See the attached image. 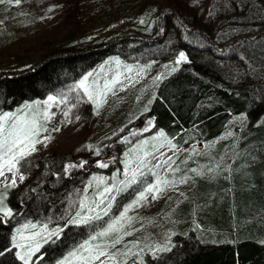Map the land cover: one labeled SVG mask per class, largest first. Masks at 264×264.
<instances>
[{
	"label": "trees",
	"instance_id": "1",
	"mask_svg": "<svg viewBox=\"0 0 264 264\" xmlns=\"http://www.w3.org/2000/svg\"><path fill=\"white\" fill-rule=\"evenodd\" d=\"M237 4L239 0H218L213 3L211 9L215 7V13L210 16L209 11L202 13L179 2L170 11L162 10L158 28L163 31L156 35L130 29L84 41L90 34L89 29H103L108 21L125 17L127 12L134 16L138 8L144 15L151 14L157 6L152 0H104L105 10L101 2L83 13L74 9L76 27L58 44L44 46V53L29 64L0 66L2 113L51 94L58 95L83 74L104 62H111L114 56L144 63L170 59L166 64H171L176 53L186 52L190 63L182 64L177 72L157 85L153 80L165 72V63L151 62L153 74L143 83L140 94L143 98L132 97L128 104L123 102L112 112L109 127L99 119V124L108 127L106 130L116 129L118 124L132 119L123 131L120 129L103 141V152L123 149L126 144L121 138L128 134L133 144L145 139L140 138L141 135L133 137L131 132L142 133L141 129L153 120L155 133L163 130L179 146L197 141L212 145L211 149L205 147L195 153L185 150L179 159L172 157L181 169L175 178L194 177L188 171L191 168L221 164L222 170L214 178L194 177V183L178 185L183 195L173 196L168 189L169 197L157 204V210L156 206L153 209L158 217L155 230L159 236L163 235L156 244L170 239L175 245L171 252L164 253L159 260L149 256L146 246L154 245L151 236H155L149 230V237L140 232L131 240L128 238L127 242H139L136 251L144 249L140 258L142 264H264V119H261L264 117V71L261 70L264 69V48L260 47L264 44L260 39L264 37V21L259 9L254 7V4L264 5V0H254V4L249 0L247 5L240 7ZM113 7L114 13H111ZM236 28L245 31L240 34L230 31ZM7 38L10 37L1 32L0 44ZM253 38L258 41L256 46L237 47L239 42ZM201 43L204 47L199 46ZM241 55L250 60L242 61ZM250 64L255 66L254 71H250ZM238 70L239 76H236ZM104 106L96 110V105L91 103L88 109L103 116L109 113ZM240 114L246 116L245 122H237L235 131L225 137L230 120ZM253 119L257 120L251 122ZM153 136L147 134L146 138L151 142ZM69 163L79 164L67 152L52 151L43 157H34L33 164L45 172L43 180L35 188L11 195L14 212L6 222L0 223V249L10 246L14 227L22 220L53 218L63 231L59 239L52 237L44 243L33 261L35 264H59L70 251L110 223L104 220L97 225L66 223L70 216L65 210L69 196L86 179L103 176L105 181L112 183L116 162L106 169L97 167L95 162L90 167L73 168L65 174L64 167ZM162 175L173 178L169 173ZM92 196L95 198L94 194ZM121 196L126 202L124 207L132 202L126 191L117 197L113 206ZM82 214L87 212L82 211ZM40 256L43 259L37 260ZM0 264L22 262L9 254L0 258Z\"/></svg>",
	"mask_w": 264,
	"mask_h": 264
},
{
	"label": "rangeland",
	"instance_id": "2",
	"mask_svg": "<svg viewBox=\"0 0 264 264\" xmlns=\"http://www.w3.org/2000/svg\"><path fill=\"white\" fill-rule=\"evenodd\" d=\"M75 1L76 0H25V2H23L19 6L0 4V22H2L0 23V33L4 32V34L10 37L5 39L4 42L0 44V66L8 68L27 65L33 59L38 58L42 53H44V46L58 44L60 40L63 39L65 35H67V33H70L76 27L73 21L75 20L74 14L76 13L74 12V9L78 8L79 12L83 13L88 9H92L96 4L101 2V7L105 10L104 0H78L79 5L75 4ZM152 1L157 4L156 10L153 13L144 15L143 12L139 10V8L137 10V13L135 14L136 16H131L129 15L130 13L127 12L128 15H126L125 17L115 18L111 21H108V24L103 29H89L90 34L84 41H91L99 37H108L111 34L121 33L130 29L140 30L139 32L142 33L156 35L159 33V31L161 32V30L158 28V23L160 21L159 16L161 15L163 9H167L166 12L170 11L172 7L175 8L178 6L177 3L183 2L192 6V8H195L199 12L208 13L213 3L218 0ZM111 11V13H114V7L111 8ZM141 21H143V23H141ZM111 59V62H104L95 70L88 71L87 73L83 74V76L69 84L63 91L61 90L58 95H55L59 98L61 93L65 94L70 103L53 104L49 107V113L50 115H52L50 123L46 125V127L49 129V132L43 133L42 135L50 136L51 139L45 143H39L36 145L37 151L31 157H29V159L32 161V165H29L27 168H21L19 173H7L8 181H11L13 179V176L15 175L17 186L5 188L4 180L3 178H0V194L6 193V199H4L3 204H0V207H9L14 212V209L11 205V195L14 193H18L19 190H26L30 187L35 188L43 180V175L45 173L44 170L39 166H33L36 165L33 164V160L36 155L43 157L47 154H50L52 151L59 153L67 152L70 153L73 157V160L78 163H80L81 161H87L88 163L84 167H90L91 165L95 164V162L97 163V161L99 160L105 161L107 158L109 159L112 157H116L115 162L117 166L114 169L113 174L116 176L117 170H123V153L127 151L132 145L126 144L123 146V149L114 148L109 153L105 151L103 152L101 146L105 139L109 138L110 135H112L116 131L125 128L128 123L132 121V119L130 118L126 122L118 124L116 129L106 130L109 125L112 124V121L110 122V119L113 118L114 114L112 112L119 108V106H122L123 102L128 104L132 97L137 100L143 98V96H140V94H142L143 92L141 89L144 87L143 83L145 82V80L149 79L153 74L152 68H147V70L138 78V82H136L134 85H129L126 90H119L115 95L109 94L107 97V103L103 104L105 105L103 108H107L105 109V111L109 113H104L103 116L100 115V113L96 112V108L94 112H92L90 108L88 109L92 102L88 101L87 98L83 96L82 91L78 90L77 92H72L71 90L89 72L93 73V77L89 78V83H91L93 78H96L100 81V83H103L105 79L111 80L117 74H119V78L123 80L125 75H129L125 65L135 69L138 66L143 67L146 65H151V62H155V60H158L160 63L166 64L170 62V59H154L153 61H149L147 63L135 60L133 58H122L120 56H114ZM116 59L120 61L119 65L114 62ZM101 73H104V75H101ZM130 75L134 80L137 79L135 71L130 73ZM48 96L42 99H36L35 101L43 102ZM77 96L81 97L79 101L76 100ZM35 101L28 103H32L34 105ZM71 103H76V107L71 108L69 116L66 118L63 113L65 111H68V109L71 107ZM88 103L89 106H86V104ZM23 105L24 104H21L8 111L14 112L17 109L22 108ZM41 110H43L42 103ZM241 116L245 115L240 114L239 116L234 117L230 120L228 127L224 133L225 137L230 136L232 132L235 131V124L240 121L238 118ZM77 117H79V119H77ZM99 119L101 121H105L108 127H105L103 124H99ZM256 120L257 119H253L251 122H255ZM146 127L150 126L147 124L143 129H141L142 135L140 136V138H146L147 134H149V136L157 134L153 130L154 126L150 127V131H143ZM53 128H59L60 131L52 132L51 129ZM127 137L131 140L129 134L127 135ZM173 143H175L174 140ZM86 145H91L92 150H86ZM205 146V143L197 141L192 142L186 146H179V151L176 153L170 151L167 147H164L162 151L173 158H175V156H178L180 158L184 156L183 152H185V150H189L195 153L199 152L202 148H205ZM96 148H99L101 150L99 156H97L95 153ZM157 155H159V153H157ZM162 159L163 157H161V160ZM21 174L25 177L23 181H21L19 178ZM118 178L122 179L123 177L120 176ZM148 179L151 180V177H148ZM90 181L91 180L86 179L85 182L80 185L79 189L69 196L68 205L66 206L65 210V214L68 217L76 211L80 210L85 205H90L88 208H91V204L93 203V194L95 195L94 197L96 199H99V197L96 196V183L93 182L91 187H87ZM138 187L139 186H133V188L127 191V193H129L128 200L130 198L131 201L134 200L137 194ZM169 190L171 194H173V196H176L180 193V186L170 188ZM123 197L124 196H121L116 201L115 205L110 210L109 215L103 216L101 220L93 221L91 222V224L97 225L103 222V220L111 222L112 219L117 217L126 203L125 200L122 201ZM168 197V192L155 200H153L151 196H149L148 200L143 202L142 207L134 208L127 213L124 223H127V217H131L133 220V224L131 225V227L133 229H139V231H133L132 235L124 237L125 243H127L128 238L129 240H131L132 238H134V236H138L140 232H143L144 236L146 233L147 237H149V234H147L148 230L151 233L155 234V236H151L153 244H156L158 242V238L163 235L159 236V234L155 230V224L157 223L158 217L155 216V212L152 211L155 206V210H157V204L162 202L163 198ZM148 201L150 203H148ZM58 217H60V215H58ZM29 221L35 223L37 225V228L25 230V236L31 235L33 232H39L42 228V225L45 223L48 224L49 230L59 227V225H55V219L53 218L39 220L27 219L22 220L21 223L16 224V226L14 227L13 236L16 235L17 228ZM37 240L42 246L45 243L43 240H39V237H37ZM106 240L107 239L101 241L106 242ZM117 247L122 248V245H117ZM133 249V251H136L135 248ZM38 252H36V254ZM101 259L104 258L102 257ZM132 259L133 258H129L127 260V264H133ZM74 264H78V262H74ZM96 264H99V261H97Z\"/></svg>",
	"mask_w": 264,
	"mask_h": 264
},
{
	"label": "snow or ice",
	"instance_id": "3",
	"mask_svg": "<svg viewBox=\"0 0 264 264\" xmlns=\"http://www.w3.org/2000/svg\"><path fill=\"white\" fill-rule=\"evenodd\" d=\"M23 2H25V0H0V4L15 6L21 5ZM248 3L249 0H239L237 7L247 5ZM254 7L259 9L261 20L264 21V5L254 4ZM214 13L215 7L209 10L210 16ZM235 22L242 23L243 21ZM141 23H143V21H141ZM161 31H163V29H161ZM230 31L240 34L243 33L245 29L236 28ZM247 31H251V29H247ZM260 39L264 40V37ZM257 44V39L253 38L251 40L239 42L237 47L247 49ZM199 46L204 47V44L201 43ZM260 47L264 48V44H260ZM240 59L242 61L250 60V58L243 55L240 56ZM114 62L117 65L120 63L118 59ZM185 63H190L188 55L184 51H179L176 53L175 60L171 64L164 65L165 72L157 75L153 80V84L157 85L162 79L177 72L180 66ZM125 67L129 75H125L123 80H121L119 74H117L111 80L105 79L103 83H100L96 78H93L91 83H89V78L93 77V73L89 72L71 91H82L83 96L86 97L88 101L94 103L98 110L104 103H107L109 94L115 95L117 91L126 90L129 85H134L138 82L140 75L144 73L147 68H150L151 65L143 67L138 66L135 69L127 65H125ZM249 67L250 71L255 70L254 65L250 64ZM261 70L264 71V69ZM133 71L136 73V80L130 75ZM248 74L249 73H245V75ZM235 75L239 76V70ZM80 99V96L76 97L77 101ZM41 103L43 104V110H41ZM69 103L70 101L67 96L61 93L59 98L55 95H49L43 102L35 101L34 105L32 103H26L22 108L14 112L8 111L0 113V178H3L5 188L17 186L15 175L11 181H8L7 173H19L21 168H27L29 165H32V161L29 157L37 151L36 145L45 143L51 139L50 136L42 135L43 133L49 132V129L46 127L52 119V115L49 113V107L53 104ZM74 107H76V103H71V107L68 111H65L63 115L67 118L71 108ZM147 110L146 108L145 111ZM77 119H79V117H77ZM238 119L243 123L246 120V116H241ZM261 119H264V117ZM148 125L150 127L154 126L153 120H149ZM150 127H146L143 131H150ZM51 131L56 132L60 131V129L53 128ZM121 131H123V129H121ZM137 135H142V133L131 132V136L135 137ZM173 139L174 138L170 139L163 130H158L157 135L151 138V142L145 138L133 144L132 140L127 136L121 138L123 143L132 145L123 153V170H117V175L112 177V183L105 181L103 176H92L87 187H91L92 183L95 182L97 186L96 196L99 197V199L93 198L94 207L87 208L85 205L81 210L76 211L70 216L66 223L79 225L91 224L93 221H99L103 216L109 215L114 201L120 194L133 188V186H139L137 195L105 228L96 232L89 240L84 241L78 247L70 251L67 256L59 261V264H74V262H78V264H96L97 261H99V264H127L129 258H134L133 264H142L140 258L144 255V249L140 248L139 251H133V248H139V242H124V237L132 235L133 231H139V229H133L131 227L133 224L131 217H127V223H124L127 213L134 208L142 207L143 202L148 200L149 196H151L153 200L158 199L166 194L167 190L170 188H175L181 184L194 183V177L210 176L214 178L219 174V171L222 170L221 164L217 162L215 167L209 166L199 169H188V171L194 174V177L181 175L178 179L175 178V174L180 172L181 169L176 165V161L171 156H168L162 151L164 147H167L174 153L179 151V146L173 143ZM85 147L86 150H92L91 145H86ZM205 147L211 149L212 145H206ZM100 152L101 150L99 148L95 149L97 156L100 155ZM157 153H159V155H157ZM197 154L206 155L207 153ZM149 157H151V159H149ZM161 157H163L162 160ZM177 159H179L178 156ZM115 161L116 157H112L110 161L99 160L96 166L101 169H106L110 166V163H115ZM87 163V161H81L79 164L69 163L65 165L64 172L65 174H69L71 169L84 168ZM184 163H186V161H184ZM154 169L157 171H154ZM162 173H169L173 178H167L162 175ZM120 176L123 178H118ZM148 177H153L154 179L149 180ZM19 178L21 181L25 179L22 174ZM180 195H183V193H180ZM4 199H6V193L0 194V204H3ZM97 208H99L100 211H96ZM82 211H86L87 214H82ZM0 216L4 218L0 220V223H4L7 218L13 216V210L9 207H0ZM36 228L37 225L30 221L17 228L16 235L12 237L10 246L0 249V258L12 254L17 260L21 261L22 264H35L32 258L42 247L37 237H39V240H43L47 243L52 237L59 239V235L63 231L61 227L49 230L48 224L45 223L42 225L39 232H33L28 236L24 235L25 230ZM110 233L113 235L108 238L106 242L93 243L101 238L109 237ZM52 242L54 243L55 239H53ZM117 245H122V248H118ZM174 246L175 245L172 244L170 239L163 244L147 245V254L159 260L164 253L171 252ZM102 257L104 259H101ZM42 259L43 256L37 257V260Z\"/></svg>",
	"mask_w": 264,
	"mask_h": 264
}]
</instances>
